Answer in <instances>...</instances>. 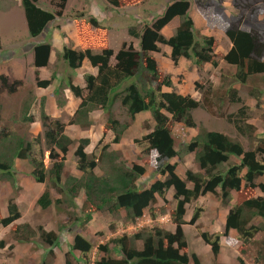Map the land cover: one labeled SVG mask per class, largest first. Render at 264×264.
Segmentation results:
<instances>
[{
  "label": "trees",
  "instance_id": "obj_1",
  "mask_svg": "<svg viewBox=\"0 0 264 264\" xmlns=\"http://www.w3.org/2000/svg\"><path fill=\"white\" fill-rule=\"evenodd\" d=\"M39 1L22 0L28 30L32 37L39 36L49 23L62 16L68 2V0H52L57 8L54 12L47 10ZM107 1L115 7L127 4V1L123 0ZM195 1L207 20L215 18V12L209 9L214 6L213 3ZM218 2L224 3V0ZM234 5L238 16L236 20L228 23L226 34L232 42V47L224 59L227 63L236 66V70L231 75L232 80L228 83L225 93L232 102H240L241 97L234 84H246L252 76L264 75V31H260L257 27H252L250 30L242 28L243 21H250L255 17L259 8L264 5V0H234ZM190 9L191 0H174L161 15L155 18L152 25H145L142 33L138 34L134 29L130 30L131 34L140 39V49H136L133 44L124 43L117 53L109 46L108 31L99 28L101 26L97 18L91 17L87 22L77 23L80 49L65 46L59 57L73 70L80 68L87 59L92 66L98 68V74L86 73L84 88L75 84L72 78L68 80V88L82 99L71 123L88 126L92 123L89 118L93 110L102 109L111 112L119 102L121 107L127 110L131 120L122 122L120 118L110 115L105 129L106 134L109 131L113 132L111 142L119 143L136 115L150 111L155 121L154 128L142 138H135V141L140 144L142 151L146 142L148 146L145 150L149 149L157 153L156 173L161 174L163 178L156 179L148 188H141L136 182L146 173V167L138 163L131 166L124 160L117 164L119 152L114 149L109 150L110 143L104 146L105 153L101 154V157L105 156L109 159L110 169L103 175L97 174L95 169L99 164L98 157L95 155L92 157L85 151L90 139L84 138L80 140L75 150L77 167L83 175H71L64 182L65 184H62L67 167L66 156L74 140L65 133L66 124L48 115L44 105H41L40 116L45 128L46 150L53 160L52 166L48 168L46 165L44 148H39L40 156L34 152V148L42 143L41 135L33 140H25L4 128L0 133V180L7 179L16 185L18 171L16 160L29 159L33 165L30 175L37 182L47 185L37 201L40 207L47 209L53 203L64 202L62 199H53L51 187L48 185V180H51L53 187H58L60 192L64 191L63 194L68 196L71 207L76 206L73 202L74 196L84 189L87 200L83 211L88 213L84 220L75 212L69 213L70 224H62L59 234L53 230L47 231L43 226L34 228L29 222L16 223L22 217V213L16 199L11 198L8 204L9 214L0 218V224L4 226L13 224L12 237L17 241L31 242L39 232L42 241L48 246V253L54 255V247L61 244L63 233L77 231L80 224L84 226L86 221L92 219L94 211L103 209L111 213L124 211L127 222L135 223L148 208L152 215H155L157 208L153 209V204L157 203L159 197L167 201V193L172 188L173 198L176 200V207L171 210V217L176 224L174 231L154 226L113 238L98 246V250L102 251L103 255L95 261V264H202L197 254L190 256L184 251L188 247V241L183 225L187 223L186 205L207 193L219 195L223 202L228 204L233 198V191L237 192L236 201L227 215L224 232L201 231L202 239L210 245L214 255L217 256L220 252L222 236H227L232 229L238 232L239 238L244 242H251L257 233L264 231V181L258 180L264 176L262 158L264 134L257 141L255 148L246 149L242 142L225 132L202 129L185 149V152L195 154L201 171L188 169L186 178H182L177 173V163L171 162V159L182 155V152L176 148L172 134L173 123H183L188 127L196 128L197 122L193 111L202 104L192 95L164 91L163 87H172L173 81L170 75L160 71L158 62L151 53L161 51L160 44H166L172 48L171 59L175 64L179 63L181 57H186L194 60L198 65L209 62L216 67L219 66L215 52V38L199 35L194 19L190 15ZM176 18L180 19V24L175 33L167 37L162 30ZM1 46L0 37V48ZM33 51L36 83L40 87H49L55 75L51 79H42L38 68L49 64L52 43L50 41L36 43ZM1 81L6 85L9 77L2 75ZM19 82L15 80L13 83ZM225 85L227 84L224 81L223 86ZM258 93L260 95L263 92L259 90ZM208 94L210 90L204 93L206 104L210 101ZM34 100L27 102L22 112L23 119L29 123L34 121V116L30 113ZM246 110L247 106L241 107L238 112L241 116L240 120L233 122L239 132L254 137L257 129L254 124L246 121ZM232 156L239 158L240 162L229 164ZM225 164L229 165L226 169H222ZM188 182L193 183L192 188L188 186ZM257 189L262 194H259ZM200 214V209H196L190 223L196 224ZM255 219L260 220L262 224L251 223ZM6 244L7 240H0V248L5 247ZM69 247L66 264H73L74 261L76 264L90 263L94 245L80 231L75 234ZM112 251H115L114 256L111 255ZM76 252H79V256H76ZM258 252L264 259V243L258 248ZM239 261L240 264H247L242 257ZM42 264H51V261L44 259Z\"/></svg>",
  "mask_w": 264,
  "mask_h": 264
},
{
  "label": "rangeland",
  "instance_id": "obj_2",
  "mask_svg": "<svg viewBox=\"0 0 264 264\" xmlns=\"http://www.w3.org/2000/svg\"><path fill=\"white\" fill-rule=\"evenodd\" d=\"M123 1H127V4L115 7L107 0H69L65 14L63 13L61 19H56V21H52L47 26L45 34L48 35L44 41H50V33L53 32L55 28H61L62 25H66L71 19H79L80 22H87L91 17H95L100 22L101 27L99 28L108 31L109 46L117 53L124 43L133 44L135 47L136 44L140 42V39L135 37L136 35L130 33L131 29H134L138 34L142 33L145 25H152L155 18L161 15L160 12H164L166 7L173 2V0ZM203 1L214 4L212 8H209L215 12L214 19H208L206 23L199 13L202 11L197 7L195 0H191L192 8L190 12L193 13L195 20L197 19L196 22L198 27L196 28L199 35H208L215 38V52L219 60V66L210 65L212 69L208 66V71L202 70L201 76L196 77L198 82H192L196 73L194 70L190 71V61H185V63L181 65L179 64L181 66L180 69L171 72L175 81L178 82L175 84V87L181 89L186 95L193 96L194 94L196 98H199L202 104L193 111V115L197 122L196 128L176 122H174L172 126V134L175 139L176 148L182 152V155L171 159V162L177 163V172L184 178H186V171L188 169L201 171L198 162H196L195 154L185 152L187 144L200 130L206 129L225 132L234 139L242 142L246 149L255 148L257 146V141L264 134V75L257 74L252 76L246 84L237 83L238 95L241 97L240 102H232L228 94L225 93L228 83L232 80L231 75L236 70V66L227 63L224 59V56L232 47V42L226 34L228 23L229 21L236 20L238 16L234 0H224V3H219L218 0ZM39 3L47 10L54 12L57 10L52 0H40ZM199 18L202 22H198ZM175 23L178 24L179 21L176 20L174 24ZM252 27H257L260 31H264V5L259 8L255 17L250 21H243L242 28L244 30H250ZM172 31L170 30L169 32ZM173 33L175 32H172V34ZM65 35H67L65 32L62 33L63 37H65ZM74 36L75 42H77L78 33H75V31ZM130 36H132V41L124 42L128 40ZM0 37L2 41V46L0 48V133L6 128L8 132L16 136H21L25 140H33L41 135L42 143L34 148V152L37 156H40L39 148H44L45 162L47 167L50 168L53 164V160L50 159L49 151L46 150L44 137L45 128L42 124L41 116V125L39 128H37L35 124L32 125L25 121L22 116L24 105L27 102H32L31 100L35 99L31 108V110H33V116L40 115L41 105H44V100L40 103L39 100H37L38 104H36V90L37 87L40 86L37 85L35 80L34 61L32 59L34 42L35 40L43 42L44 34L37 39H32L28 30L22 0H0ZM36 43L39 42L36 41ZM55 46L52 62H54V64L56 61L59 63L57 64L58 68L56 71L58 74H62L64 72L63 67H67L68 64L59 57L61 53L59 51L62 48L61 41L56 40ZM137 48L140 49V45L137 46ZM173 64L175 63L172 61V65ZM52 67L54 70V65H52L51 68ZM172 69L173 66L171 70ZM45 73L46 72H43L44 75ZM2 75L9 77V82H7L6 85L1 81ZM15 80H19L20 82L15 84L13 83ZM224 81L227 84L225 86H223ZM12 88H14L15 91L12 90ZM208 90H210V94H208L210 101L206 104V101H204V93ZM259 90L263 92L260 95L258 93ZM213 94L216 95L214 96ZM243 106H247L246 121L256 126L257 131L254 137H249L239 132L233 122L234 120H240L241 116L238 112ZM124 110L120 106H117L113 109V113L112 111L106 112L108 114L106 115V119L111 115L119 117L122 122L130 121L131 119L127 114V110H125V113ZM143 122L144 120L142 124ZM154 124L155 121L152 117V128H150V124H148L147 120L140 127L134 125L133 128H131V138L129 136L123 144L119 145L122 149H125L122 151L127 154L128 158L125 157L121 151H118V161H115L119 164L121 160H124L132 166L137 160H141L142 163L138 164L146 167V173L136 182L141 188H148L156 179L163 178L161 174L156 173L157 153L153 150L149 151V149L146 151L145 149L148 146L146 142L142 151L140 144H137L134 139L136 136L142 138L145 134L150 133V131L153 130ZM131 125L132 121L129 126ZM132 138L140 151L132 147ZM111 140L112 138L106 135L105 138L103 137L91 149L90 155H92V157L95 155L99 160V164L95 169L96 173L99 175H103L105 171L110 169L109 159L105 156L101 157V154L105 153L103 148L108 142L112 143ZM78 145V142L74 141L70 146V151L66 156L67 167L64 171L62 184H65L64 182H66L67 178L71 175H83V173L81 175L77 167L75 150ZM110 149L113 150L112 146L109 150ZM262 158L264 159V156H262ZM24 160L28 161L33 169V165L29 159L18 158L16 160V168H19V170L16 173V185H13L7 179L0 180V218L4 217L5 211L8 210L9 200L15 198L17 202L18 197L23 207V217H21L20 223L29 222L34 228L42 226V219H45V221H48L51 225H57V229H60L62 224H70L71 220L69 219V213L71 212H75V214L80 216L83 220L86 218V213L88 212L83 211L84 203L87 200L85 190L81 189L78 191L73 198V202H75L76 206L71 207L68 196L63 194L64 191L63 193L60 192L58 187H53V182L51 180H48V185L51 187L53 199H62L64 202L59 204L53 203L50 206L51 208L49 207L45 210L40 207L37 203L38 200L36 201L38 193L32 191V189H34L33 187L38 184V182L35 181L33 177H30L31 182H27V180L30 179H25L23 184L20 183L19 179L24 177H21V175L18 176V173L28 174L27 168L21 166L22 163L25 164L26 167L28 166ZM238 162H240V159L232 156L229 164ZM229 164L223 165L222 169H226ZM258 180L264 181V176H261ZM188 183L193 187L192 182ZM45 186L47 185L45 184ZM257 192L261 194L258 189ZM173 195L174 189L172 188L167 193V201L159 197L157 203L155 205L153 204V209L157 208L155 215H152L150 208H148L144 215L138 218L135 223L127 222L126 213L124 211L118 213H111L107 209L94 211L93 218L89 222L86 221L87 223L85 222L84 226L81 224L79 225V229L84 227L85 232L89 235V238L94 244L89 264H95V261L102 257L103 252L98 250V246L101 243H107L116 236L125 233H134L141 229L153 228L154 226L174 231L175 224L171 217V210L176 207V200L173 198ZM236 198L237 192L233 191L232 200L226 204L219 195L207 193L186 205L187 223L184 224L183 228L184 230L186 229L185 233L188 247L184 249L185 252L190 256L197 254L202 264H240V257H242L247 264H264V259L261 258L258 252V248H261L262 243H264V231L257 233L251 242H244L239 238L236 230H230L227 236H222L221 249L217 256L213 254L210 245L206 244L201 237V231H209L210 233L217 231L224 232L228 212L234 205ZM67 208L68 210L65 211ZM198 208L201 212L200 218L196 224H191L190 221L195 210ZM8 214L9 212L6 216H8ZM251 223H256L258 225L262 224L260 220L257 219ZM12 225L0 229V240H7L6 246L0 248V264H42L44 259H47L49 262L51 261V264H66V256L59 254L57 257L55 254L48 253V246L42 241L39 232L33 238V241L17 244V240L12 237ZM44 229L46 230V228ZM7 230L9 231L6 234ZM78 231H69L67 234L70 233L69 235L74 238ZM63 245H65V243H63ZM30 247L33 248L32 251ZM43 247H45L47 251L43 250ZM44 251L46 253H44ZM114 252L115 251L111 252L112 256H114ZM77 254H79V252H77ZM73 264H76V261H74ZM82 264H85V262Z\"/></svg>",
  "mask_w": 264,
  "mask_h": 264
},
{
  "label": "crops",
  "instance_id": "obj_3",
  "mask_svg": "<svg viewBox=\"0 0 264 264\" xmlns=\"http://www.w3.org/2000/svg\"><path fill=\"white\" fill-rule=\"evenodd\" d=\"M67 4H68V2H67ZM67 4H66V7H67ZM191 8H192V6H191ZM65 11H66V9H65ZM65 11H64V14H65ZM190 11H191V9H190ZM162 13L163 12H160V14H162ZM199 13L201 14V17H203V19L207 23L208 20L202 15L201 12H199ZM190 15L194 19V21L196 23V27H198L197 26V22H196L197 19L195 20L192 12H190ZM62 16L57 17L56 19L57 20L59 18L61 19ZM56 19L54 21H56ZM176 20L179 21L178 24H176V23L174 24V22ZM78 22H80L79 19H74V20L71 19V21L68 22L66 25H62L61 28L60 27L55 28L53 30V32L50 33L51 34L50 42L52 43V52H51V56H50V62H49V64L47 66L40 67V68H38V70H39L40 77L42 79H51L54 75H55V78L53 79V83L49 87H46V88L37 87V90H36V92H37L36 93V102H37V100H39V103H40V102H42V100H44L43 103L45 105L46 113L48 115H50L52 118L59 119L60 121L64 122L66 124L65 133L67 135H69L74 141H77L78 144H79L81 139H84V138L90 139V143L86 146L85 151L88 154H91L92 147L95 146L103 137L105 138V136L108 135L109 137L113 138V132L112 131L107 132V134H106V131H105L106 123L108 121V119H106V115H108V114L106 113V111H104L102 109H95V110H93L90 113V118L89 119L92 122L90 125L82 126L79 123H71V119L74 118V116L76 114V111H77L82 99L80 97H77L70 90V88H68L67 81L70 78H72L75 84H77V85L81 86L82 88H84V87H86L85 74L86 73H92V74L96 75V74H98V68L92 66L91 63L87 59H85L84 62H83V65L80 68H77V69L73 70V69H71L68 66L67 67L64 66L63 67L64 72L62 74H60V73L58 74L56 69L58 68L57 64H59V63H57V61L55 62V64H54V62H52L53 51L56 48V46H55L56 40H60L61 41L62 48H61V50L59 52H63V49H64L65 46L72 47L74 49H80V38H79L78 26H77ZM198 22H202L200 20V18H199ZM179 24H180V19L176 18L170 24L166 25L163 28L162 32L167 37H170V36H172L174 34V33L172 34V32H175V30H176V28H177V26ZM45 30L39 35V36H41V35L44 34L43 42L46 39V36L48 35V34H45ZM170 30L171 31L174 30V31L169 32ZM74 31H75V33H78V37H77V42L78 43L75 42ZM64 32L67 34V35H65V37L62 36V33H64ZM39 36L32 37V39H37ZM131 37L132 36H130L129 39L125 40L124 42H127V41L131 42L132 41ZM36 41L41 42L39 40H35L34 45L36 44ZM139 43L136 44V46H135L136 49H139V48H137V46H139ZM160 47H161V51L152 52L151 54L153 55V57L158 62L160 71L162 73H164V74L170 75L171 79L173 81V84H174L173 87L164 86L163 87L164 91H177L178 93L186 95L181 89L175 87V84L178 83V82H176L174 76L171 75V72L178 71V69H180V67H181L180 65L185 63V61H190L191 66L189 67V69H190V71L194 70L195 73H196L195 76L192 79V82H196L197 81L196 77L197 76L198 77L201 76L202 70L208 71V66L209 67H210V65L213 66L209 62H206L205 64L200 66V65L196 64L194 62V60L187 59L186 57H181L178 64H173L172 65V59H171L172 48L169 45H163V44H160ZM32 59L34 61V53H33ZM52 65H54V70H53V67L51 68ZM172 66H173V69L171 70ZM35 70L36 69L34 68V73H35ZM43 72H46L45 75L43 74ZM35 80H36V73H35ZM234 86H235V88H237V83L234 84ZM179 91H181V92H179ZM193 97L195 99L199 100V98H196L194 96V94H193ZM36 104H38V102ZM34 106H35V104H34ZM117 106L121 107V105H119V102H117L115 104V106L112 108V110H111L112 113H113V109L115 107H117ZM30 113L33 115V110H31ZM124 113H125V110H124ZM143 120H144V122L147 120L148 124H150V128H152V126H151L152 125V114H151V112L143 111V112L138 113L136 115L135 120L132 121V125L129 126L126 129L125 134H124V136L122 137V139H121V141L119 143H110V142H108V143L111 144L112 149L117 150V151H121L123 153V155L128 158L127 154L122 151V150H125V149H122L119 145L123 144L125 142V140L128 139L129 136L131 138V135H130V133L132 132L131 128H133L134 125H136V126L138 125V127H140L141 125L144 124V122L142 124ZM30 124H32V125L35 124L37 126V128H39L40 125H41L40 115L34 116V121L31 122ZM147 127H149V126H147ZM153 128H154V125H153ZM135 138H138V137L136 136ZM134 139L132 138V142H133V146L132 147L134 149L140 151L138 149V146L134 142ZM25 162L27 163L28 166L26 167V165L23 164V163L21 164V166L24 167V168H27L28 174L20 173V172L18 173V176L21 175V177H24L22 179H19L20 183H22V184H23V181L25 179H30V177H32L29 174L32 171V166L29 164L28 161H25ZM136 163H142V162L139 159V160L136 161ZM18 170H19V168H18ZM80 173L82 175L83 172L80 171ZM77 175L80 176L79 174H76L75 176H77ZM179 175L182 177V175L180 173H179ZM27 182H31V179L27 180ZM188 186L190 188H192V186H190L189 183H188ZM33 188L34 189H32V191L38 193L37 198H36V201H37L40 198V196L43 194V192L45 191L46 186H45V183H39L38 182V184H36ZM18 198H17V202L20 205V210H21V213L23 215L22 202ZM7 213H8V210L5 211L4 217L6 216ZM21 219L22 218L17 220L16 223L20 224ZM185 219H186V217H185ZM34 225H35V222H34ZM41 225L44 228H46V230H54V231H56L57 233L60 234L59 229H57V225H55V224L51 225L50 223H48V221H45V219H42V224ZM6 227H8V226H4V225L0 224V229L1 228H6ZM8 231L9 230H7L6 234L8 233ZM79 231L85 237L89 238V235L85 232L84 227H81L79 229ZM185 231H186V229H185ZM0 232H1V230H0ZM69 234L70 233H68V234L67 233L66 234L63 233L61 245L58 246V247L57 246L54 247V254L57 257L59 256V254L66 256V254L69 252V243H71L73 241L72 236H70ZM63 239L66 242L65 245H62ZM18 243L23 244L22 242L17 241V244ZM42 249L46 250L45 247H43ZM30 250L32 251L33 248L30 247ZM43 250H42V252H43ZM44 253H46V252L44 251ZM76 256H79V254H77V252H76Z\"/></svg>",
  "mask_w": 264,
  "mask_h": 264
},
{
  "label": "clouds",
  "instance_id": "obj_4",
  "mask_svg": "<svg viewBox=\"0 0 264 264\" xmlns=\"http://www.w3.org/2000/svg\"><path fill=\"white\" fill-rule=\"evenodd\" d=\"M177 173H178V172H177ZM178 174H179V173H178ZM182 178H184V177H182ZM93 215H94V214H92V218H93ZM88 222H89V221H88ZM174 224H175V223H174ZM183 226H184V225H183ZM175 229H176V224H175ZM47 231H50V230H47ZM53 231H54V230H53ZM62 236H63V235H62ZM119 236H121V235H119ZM116 237H118V236H116ZM116 237H115V238H116ZM86 238H87V237H86ZM61 239H62V237H61ZM73 239H74V238H73ZM87 239H89V240L91 241L90 238H87ZM72 242H73V241H72ZM72 242H71V243H72ZM91 242H92V241H91ZM63 243L66 244V242H65L64 239H63L62 245H63ZM92 243H93V242H92ZM101 244H102V243H101ZM103 244H104V243H103ZM60 245H61V244H60ZM60 245H59V246H60ZM69 245H70V243H69ZM93 245H94V244H93ZM57 247H58V246H57ZM69 248H70V247H69ZM91 253H92V252H91Z\"/></svg>",
  "mask_w": 264,
  "mask_h": 264
}]
</instances>
